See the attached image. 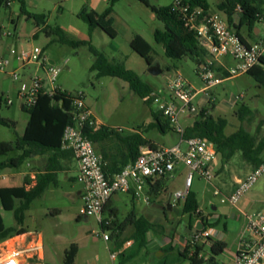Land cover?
<instances>
[{
  "label": "rangeland",
  "instance_id": "1",
  "mask_svg": "<svg viewBox=\"0 0 264 264\" xmlns=\"http://www.w3.org/2000/svg\"><path fill=\"white\" fill-rule=\"evenodd\" d=\"M152 5L158 7L170 6L175 0H149ZM211 9L226 21V15L217 8L218 0H209ZM26 9L34 14L47 16V24L52 28H60L67 41L62 42L60 36L48 37L38 27L34 20L22 13V5L18 0H10L0 8V58L11 60L16 57L10 49L17 46L16 52L21 54L35 47L43 51V58L47 59V65L59 69L56 86L61 90L76 94H84L86 105L92 110L101 126L121 129L124 135L131 131L142 135L155 144L165 147H173L180 143V136L173 130L167 133L160 132L157 128L150 127L154 122V113L157 106L154 103L145 102L135 94L127 82L115 77H98V72L91 68L95 57L91 48L104 52L110 60L125 61L126 68L135 72L144 82L154 90L167 89L170 81L182 76L196 90L204 87L198 76V66L191 56L182 59L170 58L166 55L164 46L155 42L154 31L163 28L156 15L139 0H121L114 6V28L116 38H111L100 28H91L79 13L86 8L89 12L101 15L108 7L110 0H25ZM236 23L239 22L236 17ZM257 30L260 33H257ZM240 33L251 44L264 43V19L257 22L251 32L244 25ZM135 34L142 35L154 48L153 56L156 65H159L163 73L157 76L149 72L147 62L134 52L130 46ZM73 41H86V45L75 47ZM54 61V65L50 64ZM220 62L227 68L235 66L231 58H222ZM31 66V65H30ZM34 66V65H32ZM9 69V68H8ZM7 69V71H8ZM262 71L260 73V71ZM43 74V71L40 72ZM15 82L12 76L0 73V89L2 94V106L0 118L9 121L2 126L0 140L16 143L24 133L28 113L23 111L21 103L17 99ZM210 96L199 94L195 104L199 107L207 106L213 102L216 109L212 112L214 117L226 118L229 125L226 134L244 129L254 134L260 121L264 120V64L249 74L238 76L224 81L210 90ZM11 99L13 104L6 105V100ZM245 106L249 116L240 120L237 112ZM194 116L181 115L180 123L187 127ZM264 136V127L260 137ZM19 151L11 152L7 157H15ZM264 159V151L262 153ZM27 161L19 169H7L0 173V188L22 186L23 177L20 172L27 170ZM252 165L245 161L241 153L235 156L225 165L221 172H217L213 180L214 186L221 195H214V188L198 174H194V184L191 189L199 201V205L205 217L219 216L221 220L212 225V229L220 231L226 236L227 250L235 249L239 243L243 225L246 221L245 214L255 213L264 202V175L239 201L236 206L222 204V196L229 195L235 178H245ZM74 175V172L72 173ZM182 179L177 175L173 179H166V189L160 194L148 195L150 203L144 204L141 198L134 200L131 195L118 194L116 205L119 209L118 221L126 223L135 211L140 216L160 226L161 229H173L175 224H193L195 218L184 214L177 206L170 210L167 196L181 187ZM81 188L80 184L61 180L57 188H52L45 195L35 200L26 212L25 222L22 225L28 232L40 234L44 241L46 264H63L65 252L76 242H82L86 249L82 254L88 255L92 251L108 252V246L116 243L112 230H104L95 217L88 220L83 214V201L77 196ZM169 188V189H168ZM20 202L17 201V206ZM212 205L228 207L230 212L226 215L213 212ZM175 207V206H174ZM0 212L7 228H18L15 212L3 209L0 202ZM109 214H103V219L109 218ZM193 221V222H192ZM181 226H179V231ZM104 233L112 236L110 242L104 240ZM124 235H129L126 230ZM99 240L95 242L94 238ZM109 256V254H108ZM141 253L136 260L142 259ZM134 260V261H136ZM165 260V259H163ZM162 260V261H163ZM219 260L222 257L219 256ZM190 264V263H189Z\"/></svg>",
  "mask_w": 264,
  "mask_h": 264
},
{
  "label": "trees",
  "instance_id": "2",
  "mask_svg": "<svg viewBox=\"0 0 264 264\" xmlns=\"http://www.w3.org/2000/svg\"><path fill=\"white\" fill-rule=\"evenodd\" d=\"M22 5V13L28 16L29 19L34 20L38 27L48 37L54 35L60 36L62 42L67 41L60 28H52L47 24V16L44 14H34L26 9L25 0H18ZM121 0H110L106 10L101 15H94L84 8L79 17L83 19L91 28H100L111 38L117 37V32L114 28L113 11L114 6ZM142 4L148 7L155 15L159 22L162 23L163 28H157L154 31L155 42L164 46L166 55L170 58L182 59L191 56L195 59L197 66L209 57L207 50L201 46L194 33L188 31L183 22L171 12L170 6L158 7L152 5L149 0H139ZM195 5H201L207 10H211L209 0H191ZM10 0H0V8L9 4ZM240 6L242 13L237 16L236 8ZM217 8L224 12L229 24L235 28L237 34L241 39L245 40L240 30L244 25H247L251 32L257 22L264 19V0H218ZM236 17L239 22L236 23ZM86 41H73L72 45L79 47L86 45ZM130 46L134 52L141 56L149 66L155 63L153 56V46L140 34H135ZM95 57V62L92 66L93 71L98 72V77H115L127 82L130 89L140 95L143 99L149 96L155 90L149 84L143 81L135 72L126 68V62L118 59L110 60L107 55L95 48H91ZM260 63L264 64V56L261 58ZM259 65L254 67L258 68ZM219 73L226 74L221 68L215 67ZM260 71V69H258ZM262 71H260L261 73ZM248 73V74H249ZM0 93V102L2 100ZM73 95L67 92H58L57 95L50 96L45 90L38 96L36 105L30 109L23 107V111L29 115V121L22 137H19L14 144L13 142H5L0 140V173L7 169H19L28 159V157L36 152H51L48 166L45 173L37 176V184L31 189H27L28 178L22 186L1 187L0 188V202L6 211H14L18 228H7L4 224L3 216L0 212V243L15 236L24 234L27 230L22 226L25 222L26 212L30 209L32 203L43 197L51 187L59 186L58 174L63 170V167L54 164V160L62 158L65 155L75 157L71 150H64L62 148V139L65 129L74 123V108L72 105ZM152 103V101H147ZM216 106L214 102H209L208 105L200 111L199 115L193 118V121L185 127V138H206L211 141L221 156L222 166L225 165L237 153H241L244 160L251 163L255 168L264 163L262 153L264 151V136L260 137L261 131L264 127V120L260 121L256 132L251 134L244 129H240L233 134H226L229 122L223 117H214L213 111ZM240 120H245L249 116V111L245 106H242L237 112ZM192 117V116H190ZM9 121L0 118V131L1 127L8 125ZM150 127L157 128L162 133L168 131H175L170 122L159 111L154 113V122ZM84 135L94 144L99 155H102L105 163L104 171L107 177L121 171L128 164L135 162L141 155L143 147L150 149H157L159 146L153 141L148 140L142 135L135 133L131 135H124L121 129H114L107 126L96 125L93 127L87 126L84 129ZM113 143H119L121 150L116 153L122 154L124 162L121 167L116 168L115 171L111 170L110 166L106 165L108 157L112 153L113 156L117 148L115 145L108 146ZM107 147V148H106ZM19 151L15 157L8 158L7 156L13 151ZM106 151H108L106 153ZM161 182L163 178L160 179ZM157 180V184H160ZM152 187V182L149 183ZM17 201L20 205L17 206ZM184 214L190 216L201 217L204 230L212 227L206 223L202 212H198L200 205L197 195L189 191L186 199L182 202ZM108 209V203L105 206L104 213ZM106 222H109L106 225ZM102 225V224H101ZM132 225L134 233L129 239L122 240L119 246L122 248L123 244L129 240L132 245L120 253V264H128L133 262L148 249L149 241L147 233L154 230H162L160 226H156L149 222L145 217L140 216L137 212L131 214V218L122 226H117L116 222L104 221L102 227L105 230H112L115 237L120 238L124 232L123 226ZM210 242V255L211 259L206 260L202 257L205 252L206 245H191L178 250L169 245L166 247V252H178V258H173L169 255L165 260L158 264H182L188 261L190 264H218L217 258L221 256L227 249V244L223 241H216L209 239ZM79 252L78 246L73 244L69 250L65 252L63 264H74V261Z\"/></svg>",
  "mask_w": 264,
  "mask_h": 264
},
{
  "label": "built area",
  "instance_id": "3",
  "mask_svg": "<svg viewBox=\"0 0 264 264\" xmlns=\"http://www.w3.org/2000/svg\"><path fill=\"white\" fill-rule=\"evenodd\" d=\"M170 10L183 22L188 31L195 34L209 55L198 65L197 73L204 84L201 90H196L182 76H178L170 81L167 89L154 91L145 98V101H152L157 106V111L161 112L170 122L180 136L179 144L173 147H159L155 150L143 147L141 155L135 162L107 177L102 156L84 135V129L87 126L93 127L101 124L86 106L84 94L81 92L71 94L73 95L74 123L64 131L62 148L73 151L79 164L77 181L83 186L81 198L84 216L95 217L102 225L105 206L115 194L134 192L139 198L150 182L159 178L172 177L181 165L188 168V173L184 190L175 193L174 203L186 199L193 185L194 174H198L207 183L212 184L215 179L213 164L217 161L219 153L215 145L206 138L186 139L185 127L180 123V117L181 115L194 117L199 115L203 108L195 104L199 94L210 96V90L220 85L225 78L234 79L248 74L260 64L264 56L263 42L247 43L246 40L240 38L227 18L226 21L223 20L212 10L195 5L191 0H175L170 5ZM240 13L242 9L238 6L237 16ZM11 52L21 66L38 65L43 71V74L39 72L33 74L29 83L20 84L18 100L22 107L27 109L34 107L42 90L50 96L64 92L55 84L59 69L47 65V59L43 58V51L40 48L35 47L21 54H18L15 49ZM226 57L231 58L235 66L230 69L226 68V74L217 72L215 70L217 63ZM9 66L8 58H0V73H6ZM221 66L224 67V65ZM11 75L15 82L20 81V74L17 71ZM2 102H0V108ZM12 104L11 99L6 100V105L11 106ZM263 175L264 163L256 167L245 180L240 181L233 193L223 195L222 204L236 206ZM214 195L218 196L221 193L215 188ZM145 200L148 202L150 199L145 196ZM245 217L247 221L245 238L237 252L235 264H264V209L245 214ZM108 224L109 222H106V225ZM210 237V231L203 229L191 237L190 245L207 243ZM104 239L109 240V235L104 233ZM31 243V247L24 251L33 253L39 248L34 240ZM24 251H13L1 257L0 264H20L18 257Z\"/></svg>",
  "mask_w": 264,
  "mask_h": 264
},
{
  "label": "crops",
  "instance_id": "4",
  "mask_svg": "<svg viewBox=\"0 0 264 264\" xmlns=\"http://www.w3.org/2000/svg\"><path fill=\"white\" fill-rule=\"evenodd\" d=\"M257 33L259 34L260 31L257 30ZM246 42L251 44L249 41H246ZM16 48H17V46L14 45L10 49V51H12L13 49L16 50ZM7 58H9V57H7ZM50 62L54 63V61H52V60H50ZM221 65H224V64H222L219 61V63H217V67L221 68L222 71L226 72V70H225L227 68L226 65H224V67H222ZM15 71H17L20 74V81H18V82L14 81L15 86H16L15 88L17 90L16 91V95H17L16 97L18 99V91H19L20 84L21 83H29L30 77L33 74H35L36 72L40 73L42 71V68H40L38 65H34V66L27 65V66L23 67L17 61L16 57H13L10 60V66H9L8 71L6 73H3V74H5L6 76H12L11 74ZM155 91H157V90H155ZM0 93L3 94L1 89H0ZM198 96H197V98H198ZM84 99H85V97H84ZM144 101H145V99H144ZM145 102H147V101H145ZM204 107H206V105L203 106V108ZM21 108L23 109L22 104H21ZM88 109L91 110L89 107H88ZM91 112H92V110H91ZM92 114H93V112H92ZM93 116L97 120V118L95 117L94 114H93ZM28 121H29V115H28V120L26 122V126L28 124ZM98 123H100V122L98 121ZM26 126H25V129H26ZM25 129H24V133H25ZM24 133H23V135H24ZM131 134H135V132L131 131L130 134H128V135H131ZM112 145H115V148H117V150H115L114 153L121 150V145L119 143H113V144H110L108 146H112ZM157 145L159 147H165V146L160 145V144H157ZM107 152L108 151H106V153ZM120 155H122V154H119V155L117 154V155L113 156L111 153L110 157H108L106 165L110 166L111 170L115 171L116 168H119L122 166V164L124 162V158H123V156H120ZM50 157H51V152H49V151L36 152L35 154H32L28 157V159H27V163H28L27 170L20 172V175L23 177L24 183L26 182L25 178L26 177L28 178L27 189H31V188L36 186L37 176L41 173L46 172V168L48 166ZM54 161H55L54 162L55 165H59V166L63 167V170L61 172H59V174H58L59 185H60L62 179H64L65 182H70V183L74 182V183L80 184L77 181V176L79 173V164H78L76 157H69L68 155H65L64 157L58 158ZM213 167H214L215 177H216L217 172H221L224 169V167L222 166L220 155H219L217 161L213 164ZM254 169H255V167L252 165V167L248 170L245 178H238V177L235 178V181H234V184L232 187V191L230 192V194L235 191L239 182L242 180H245L252 173V171ZM73 172H74V175H72ZM187 173H188V168L181 165L172 177L163 178L162 182L160 180L161 178L155 179L152 182L153 186L151 187L148 184V186L146 187V189L142 193L143 203L148 205L150 203V200L147 202L145 200V196H147V194L148 195L160 194L161 192H163L166 189L165 188L166 185L164 183L165 180L166 179H173L174 176L177 175L179 178L182 179L181 187L176 189L174 192H171V194L169 196H167V202L165 204L168 205L170 210H173L174 208H176L178 206L179 209L182 210V212H183L182 202L184 200L177 201V203H174V195L176 192L184 190V187H185L184 183H185ZM199 178L202 179L200 176H199ZM157 180L158 181L160 180V184L162 186L156 185ZM193 184H194V181H193ZM211 185L213 186L214 189L216 188L214 186L213 182ZM192 187H193V185H192ZM192 187H191V189H192ZM52 188H57V187H51V188H49V190ZM82 193H83V186L81 185V188L79 189V191L76 194L78 197H82ZM128 195H131L134 200L137 199L134 192H130V193H128ZM140 198L141 197H139V199ZM117 200H118V194H115L110 199V201L108 202V209L106 210L105 214H109L110 217L106 218L104 221H110L111 223L116 222L117 226H122V223H120L118 221L119 209L116 205ZM262 209H264V202H263L262 207H260L256 212H258ZM199 210L203 214L201 207L199 208ZM229 212H230V209H229ZM224 215H226V214H224ZM192 217L195 218V221L193 224L192 223L190 225H188L187 223H183V224L181 223V225L175 224L173 229L166 228V229H162L160 231L159 230H157V231L152 230V231L148 232L147 233V239L149 241V244H148V249L146 250V252H144V256L142 257V259L130 262L128 264H158V263L162 262V260L165 259L167 255H169L175 259L178 258L179 255H178L177 251L166 252L165 249H166V247H169V245L175 247L178 250H182L185 247L191 246L190 245V239L195 234L191 230H193L196 227V224L199 221H202L201 217H197L195 215H193ZM203 217L205 218L206 223L209 225H214V224L218 223L222 218V217H219L217 215L210 216L207 218V217H205L204 214H203ZM85 218L87 220L89 219L87 217H85ZM149 222H151V221H149ZM151 223L155 224L153 222H151ZM246 223H247V221H245V223L243 225V230H242L241 235H240V240H239V243L236 245L235 249H231L229 252L225 251L220 256V257H222V260H219V257H218L217 258L218 264H235L237 252L240 248L242 240L245 238ZM179 226H181L180 231H179ZM123 228H124V232L121 234L120 238L117 239V237H115L116 243L114 244V246L113 245L108 246V252H97L94 254V252L92 251L90 254L85 255V254H82L83 250L86 249L85 245H83L82 242H76L75 245L78 246L79 252H78L77 257L74 261V264H120V262H121L120 261L121 259L119 256L120 253L122 251H124L125 249H127L128 247H130L132 245V242L127 240L123 244L122 248H120L119 246L122 244L121 243L122 240L129 239L132 236V234L134 233V228L132 225L123 226ZM207 229L210 231V234H211L210 238L211 239L216 240V241H223L226 243V236L224 233L217 231L215 229L213 230L212 227H208ZM126 230H129V235L125 236L124 233L126 232ZM32 240H34V243H36V245H38L39 248L33 253H29L28 251H24V250H27L28 248L31 247V244H32L31 241ZM94 240H95V242H97L99 240V238L95 237ZM111 240H112V236L109 234V240H105V241L110 242ZM200 245H206V249H205V252L203 253L202 257L206 260L211 259V255H210V251H209L210 242L203 243ZM18 250L24 251L18 257L20 264H46L45 263L46 256H45V251H44V241H43V238L40 234L30 233L27 231L24 234L15 235V236L1 242L0 243V258L11 253V252H13V251H18ZM108 254H109V256H108ZM182 264H189V262L185 261Z\"/></svg>",
  "mask_w": 264,
  "mask_h": 264
},
{
  "label": "water",
  "instance_id": "5",
  "mask_svg": "<svg viewBox=\"0 0 264 264\" xmlns=\"http://www.w3.org/2000/svg\"><path fill=\"white\" fill-rule=\"evenodd\" d=\"M51 65H54L53 62H50ZM149 72L154 75V76H157V75H160L163 73V70L161 69V67L159 65H156V64H153L149 67ZM220 76V75H219ZM211 209L213 212H220L222 214H227L229 212V208L228 207H218L216 205H212L211 206ZM204 229V224L202 221H199L197 224H196V227L191 230L193 231L194 233H197V232H200Z\"/></svg>",
  "mask_w": 264,
  "mask_h": 264
}]
</instances>
